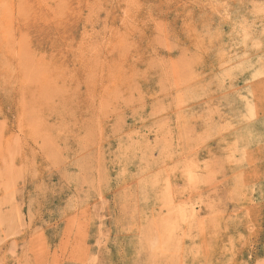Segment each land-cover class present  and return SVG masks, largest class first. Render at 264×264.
Instances as JSON below:
<instances>
[{
	"label": "rangeland",
	"instance_id": "rangeland-1",
	"mask_svg": "<svg viewBox=\"0 0 264 264\" xmlns=\"http://www.w3.org/2000/svg\"><path fill=\"white\" fill-rule=\"evenodd\" d=\"M0 264H264V0H0Z\"/></svg>",
	"mask_w": 264,
	"mask_h": 264
}]
</instances>
